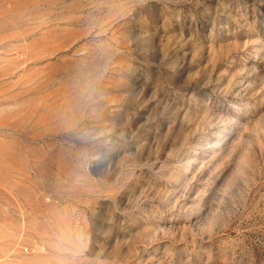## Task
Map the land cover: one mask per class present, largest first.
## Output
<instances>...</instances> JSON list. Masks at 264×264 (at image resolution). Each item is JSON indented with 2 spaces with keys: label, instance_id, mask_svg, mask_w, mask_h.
Returning a JSON list of instances; mask_svg holds the SVG:
<instances>
[{
  "label": "rangeland",
  "instance_id": "obj_1",
  "mask_svg": "<svg viewBox=\"0 0 264 264\" xmlns=\"http://www.w3.org/2000/svg\"><path fill=\"white\" fill-rule=\"evenodd\" d=\"M0 264H264V0H0Z\"/></svg>",
  "mask_w": 264,
  "mask_h": 264
}]
</instances>
